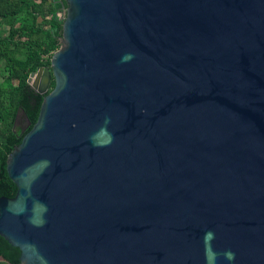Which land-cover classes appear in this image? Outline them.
<instances>
[{"label":"water","instance_id":"water-1","mask_svg":"<svg viewBox=\"0 0 264 264\" xmlns=\"http://www.w3.org/2000/svg\"><path fill=\"white\" fill-rule=\"evenodd\" d=\"M64 1L6 161L20 264H264V0Z\"/></svg>","mask_w":264,"mask_h":264},{"label":"trees","instance_id":"trees-1","mask_svg":"<svg viewBox=\"0 0 264 264\" xmlns=\"http://www.w3.org/2000/svg\"><path fill=\"white\" fill-rule=\"evenodd\" d=\"M64 0H0V198L12 199L16 186L6 172L12 150L37 120L45 94L28 84L31 73L50 66L61 42ZM20 251L0 237V264H20Z\"/></svg>","mask_w":264,"mask_h":264},{"label":"built area","instance_id":"built-area-1","mask_svg":"<svg viewBox=\"0 0 264 264\" xmlns=\"http://www.w3.org/2000/svg\"><path fill=\"white\" fill-rule=\"evenodd\" d=\"M65 13H66V9H62L60 12H58V16L59 18L63 21L64 19V16H65Z\"/></svg>","mask_w":264,"mask_h":264},{"label":"clouds","instance_id":"clouds-1","mask_svg":"<svg viewBox=\"0 0 264 264\" xmlns=\"http://www.w3.org/2000/svg\"><path fill=\"white\" fill-rule=\"evenodd\" d=\"M124 59H125V60H127V59H128V57H127V56H125V57H124Z\"/></svg>","mask_w":264,"mask_h":264},{"label":"flooded vegetation","instance_id":"flooded-vegetation-1","mask_svg":"<svg viewBox=\"0 0 264 264\" xmlns=\"http://www.w3.org/2000/svg\"><path fill=\"white\" fill-rule=\"evenodd\" d=\"M53 80V79H52Z\"/></svg>","mask_w":264,"mask_h":264}]
</instances>
